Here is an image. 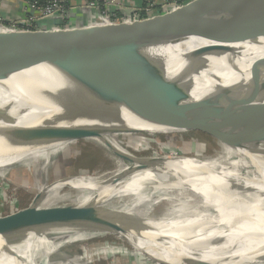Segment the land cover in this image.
Returning <instances> with one entry per match:
<instances>
[{
  "label": "bare ground",
  "instance_id": "6f19581e",
  "mask_svg": "<svg viewBox=\"0 0 264 264\" xmlns=\"http://www.w3.org/2000/svg\"><path fill=\"white\" fill-rule=\"evenodd\" d=\"M156 69L166 79L175 78L179 84L175 91L187 89L193 99L201 97L213 82L208 70L190 60L178 58ZM91 83L104 94H116L119 100L135 105H149L162 86L159 81L134 74L96 77ZM245 108L264 119L263 103L248 102ZM55 116L35 94L23 89L0 90V129L9 128L10 132L9 137L0 136V173L16 170L14 166L19 164L23 171L33 173L40 164L46 174L48 166L44 165L49 160L71 152L78 161L64 185L48 190L36 176L25 185L30 191H47L38 213L69 203L107 209L123 207L115 211L129 215L79 219L53 238L44 237L48 229L33 228L31 217L0 234V264H91L82 256H61L62 261L54 263L51 257L64 249L83 252L97 240L112 239L116 244L126 239L133 246L131 253L107 249L109 257L122 254L125 263L136 262L140 252L155 261L143 249L147 245L188 264L215 257L230 258L223 264H233L232 257L244 264H264V131L253 127L245 148L240 149L239 131L249 121L241 113L233 114L232 128L215 139L223 150L219 156L163 157L162 161L139 160L113 135L35 144L37 134L69 127ZM142 142L143 148L152 144L149 140ZM9 180L21 187L25 184L14 177ZM50 192L54 193L48 197ZM165 205L168 208L159 217ZM201 262L197 264H212Z\"/></svg>",
  "mask_w": 264,
  "mask_h": 264
},
{
  "label": "water",
  "instance_id": "95a60500",
  "mask_svg": "<svg viewBox=\"0 0 264 264\" xmlns=\"http://www.w3.org/2000/svg\"><path fill=\"white\" fill-rule=\"evenodd\" d=\"M43 23L47 28L38 31L0 33V90L35 94L55 113L54 119L69 124L60 132L37 134L35 144L94 135L155 137L197 131L215 132L217 139L232 128L235 113L249 120L239 131L240 149L253 127L264 131V119L245 108L248 102L264 104V0H196L131 24L80 23L75 29L55 31L51 21ZM178 58L209 71L213 82L201 97L190 98L187 89L175 91V78L166 79L156 69ZM118 74L138 75L162 86L149 105H135L91 83L92 78ZM9 133V128L0 129V136ZM46 192H40L27 210L0 217V234L31 217L33 228L48 229L44 237L49 238L79 219L129 215L84 205L39 214ZM143 249L160 264H188L154 247ZM58 256L71 257L66 252Z\"/></svg>",
  "mask_w": 264,
  "mask_h": 264
},
{
  "label": "rangeland",
  "instance_id": "374dc122",
  "mask_svg": "<svg viewBox=\"0 0 264 264\" xmlns=\"http://www.w3.org/2000/svg\"><path fill=\"white\" fill-rule=\"evenodd\" d=\"M213 133V134H212ZM215 132L209 131H197L187 134L180 135H171V136H147V135H128L125 137L124 135L116 136L115 138L121 142H123L126 146V150L134 154L136 158L141 160H155L162 161L163 157H188V158H200V159H210L219 156L223 153V150L220 144L215 140ZM137 136V137H136ZM144 137V138H143ZM134 140V141H133ZM138 140L140 142H136ZM143 140L152 141L151 145L145 146L143 148L144 143ZM199 152V153H198ZM65 155V156H64ZM200 155V156H199ZM155 156V157H154ZM157 159V160H156ZM159 159V160H158ZM78 158L73 155L71 152L65 154H58L56 157L49 160L44 166H48V173L43 174V165H38L35 169L36 172L29 173L23 171V166L16 165L14 166L16 170H7L4 174L5 170L0 173V217H6L18 212H22L27 210L34 202L36 196L41 192L37 190L30 191L27 186H25L29 181H32L36 176L40 179L43 188H47L54 183L68 179V173L76 167ZM53 164V165H52ZM131 165L130 163H127ZM20 166V167H19ZM40 167V168H39ZM51 168V169H49ZM42 174V176H41ZM4 176V177H3ZM14 177L18 180L25 181L24 186H19L15 183L10 182V178ZM170 188V186H167ZM62 188V187H61ZM57 189L58 191L61 189ZM172 189V188H170ZM56 190V191H57ZM165 191V190H163ZM55 192V191H54ZM54 192H50L47 194L49 197ZM47 197V198H48ZM132 201V198H130ZM124 205V204H123ZM73 206L72 204H60L58 207H69ZM43 209H46L43 207ZM167 205L163 206V211L159 215V217L164 216L163 213L167 210ZM55 209V208H52ZM113 210H123V207L111 208ZM48 210V209H46ZM129 211L131 213L134 212ZM136 211V209H135ZM57 234L54 233L50 235L49 238H53ZM116 239H119L118 237ZM114 240V241H112ZM112 240H97L93 245L86 246L85 251H76L64 249L61 252H66L74 258L75 256H82L84 262L91 264H112V262H117L116 264H156L154 260L145 257V255L140 252L139 256L136 257V262L132 261L130 263H125L123 260L122 254L114 255L113 257H109L107 255V249L119 248L121 250H126L128 252H133L134 248L129 244V241L123 239L119 241L120 244H116L115 239ZM22 241V240H18ZM112 241V242H111ZM115 244V245H114ZM126 248V249H125ZM102 250V251H101ZM106 252V253H105ZM59 253V252H58ZM58 253L52 255V262L62 261V258L58 256ZM137 254V253H136ZM142 255V257L140 256ZM143 258V259H142ZM141 259V260H140ZM230 258L226 257H215L207 260H203L206 263L212 264H223V260H228ZM239 260V261H238ZM200 261H194L191 264H197ZM201 262V263H203ZM231 262L233 264H244L241 262L239 258L237 260L232 257Z\"/></svg>",
  "mask_w": 264,
  "mask_h": 264
},
{
  "label": "built area",
  "instance_id": "2783aa9c",
  "mask_svg": "<svg viewBox=\"0 0 264 264\" xmlns=\"http://www.w3.org/2000/svg\"><path fill=\"white\" fill-rule=\"evenodd\" d=\"M0 0V9L2 8ZM196 0H163L160 4L156 0H143V6L136 9L131 16L118 15L113 9L116 6L114 0H83L84 7L95 10L97 19L94 23L85 24L84 27H92L110 24H131L143 21L155 16L164 15L180 9L182 6ZM70 0H25V18L19 22H11L0 15V33H12L19 31H38L47 28L42 22L51 21V30H70L79 25L69 22L71 8Z\"/></svg>",
  "mask_w": 264,
  "mask_h": 264
},
{
  "label": "crops",
  "instance_id": "0c3cea01",
  "mask_svg": "<svg viewBox=\"0 0 264 264\" xmlns=\"http://www.w3.org/2000/svg\"><path fill=\"white\" fill-rule=\"evenodd\" d=\"M163 0H156L160 4ZM116 3L113 9L119 16H131L132 13L143 6V0H114ZM25 0H3L0 15L11 22H19L25 18ZM71 15L69 22L79 25L80 23L90 24L97 19V12L84 7L83 0H70ZM49 24L48 22H46Z\"/></svg>",
  "mask_w": 264,
  "mask_h": 264
},
{
  "label": "trees",
  "instance_id": "16d2710c",
  "mask_svg": "<svg viewBox=\"0 0 264 264\" xmlns=\"http://www.w3.org/2000/svg\"><path fill=\"white\" fill-rule=\"evenodd\" d=\"M125 137H128V135H124Z\"/></svg>",
  "mask_w": 264,
  "mask_h": 264
}]
</instances>
